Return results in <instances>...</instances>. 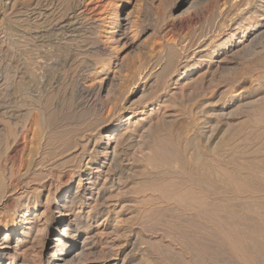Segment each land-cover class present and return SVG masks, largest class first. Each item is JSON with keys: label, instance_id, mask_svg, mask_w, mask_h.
<instances>
[{"label": "rangeland", "instance_id": "rangeland-1", "mask_svg": "<svg viewBox=\"0 0 264 264\" xmlns=\"http://www.w3.org/2000/svg\"><path fill=\"white\" fill-rule=\"evenodd\" d=\"M250 1L154 0L153 2V0H144V2L147 4V7L145 6L140 9L143 12L139 11V22L137 21L139 26L137 25L136 28L138 32V37L136 38L135 43L136 46L128 51V53L130 52V56L128 55V58H130L126 63L129 65H127V68L129 69L126 68L123 71L122 75L124 76L125 74L126 78H124L125 76L123 77L122 81L124 82V86L121 85L119 88L121 90L123 87L121 91L125 89V93L121 92L120 90L119 91L123 93V96H126L129 91L132 92L134 88L139 85L134 92L133 99L131 100L133 103L131 102L128 104V106L132 104L134 105L132 107H135V105H137L136 108L140 107L141 109L139 108L135 111L143 110V113L138 115H135L134 113H125L124 116L121 115L122 118L120 117L119 120L120 122H124L128 118L132 117V122H136L137 125V131H135V134L131 136L132 138H130L129 142L126 143L122 154L118 158V163L123 165L122 167L124 168L122 169H124L126 171L125 173H127L125 175L130 174V177L126 176V180L128 182L125 180L127 184H125V186L120 190L121 192L118 195V198L115 199V201H117L116 207L103 213H96L97 211L92 212L90 210L89 205H85L81 210L82 212L78 214L81 217H86L84 219V222L86 221L84 228H88L92 225L90 228L95 231L94 234L97 233V235H95V240L97 239L95 245L98 251H101L106 247L107 241H111V239L116 238L115 246L117 247V252H115L113 255H115V258H117L118 262H121L127 258L126 260H130V264H238L239 258L236 259L237 256L232 254L233 252L230 248V245L225 243L226 241H224L222 238L223 236L221 235L222 230L225 229L227 231V227H229L228 231H233V226L230 227V221L233 220H236L238 223H240L241 227H251L253 224L255 226L260 224L261 227L263 226L262 229H264V125H262L264 124V121L262 120L264 119V112H262L264 109V35L260 36L261 38L259 37L257 39L258 41H256L249 49H246L241 52V54H238V59L235 60L234 58H237V56H235L231 57L229 61L222 63V65H226L227 63L228 70L222 71V73H220L221 70L218 71V73L217 71L216 73H213L214 75L212 76L211 80L214 83V80L217 79V83L215 82L212 84V82L206 83L204 81L205 83H203V85L201 83L195 87H192L190 93L188 92V89H185L187 87L183 86L185 82L194 77L192 75L186 74V72H189L186 71L187 68H191L193 65H199L202 67H200L201 70L199 73H203L207 69L211 70L212 67H215V64L221 60V58L218 60V58L213 57L210 59L211 63H208L206 60L209 58L202 57L206 55L208 51L201 52L202 50L198 48L199 42L205 41L204 43H206L208 47L206 46L204 49L213 51L214 49L219 50V48L222 46L221 44L225 42L230 45L241 40L243 35V26L241 29H239L240 26L238 27L235 22L237 19L239 20L242 18V16H244L245 12L242 13V10H244L248 4L250 7L253 6L254 8V5L259 3V0ZM129 2L130 1L128 0H100L99 5L93 6L91 11H85V7L83 10L85 14L87 13V15L89 14V16L98 20L99 16L106 17L108 14H110L112 7L117 3L119 7L124 8L126 11L129 9L131 10L132 5H129ZM148 4L150 5L148 6ZM2 6L0 5V79H4L5 76L9 77L11 79L12 86L15 87V89L16 85L17 87L20 85L22 89L25 88V92L29 93L28 95H30L31 99H39L38 101H34L32 99L33 105H35L34 103L36 102H38L36 105H39V101L46 99L47 93L49 95L50 92L47 70L45 72L43 69L45 59L38 57L39 55L37 53L39 52L35 53V48L32 50L31 45L27 47L24 46V43L21 38H19V35L15 34L12 26L9 25L10 23L8 18H6L5 8ZM144 29H149V31L143 34L141 32ZM197 42L198 44L195 45ZM16 45L19 46L17 47ZM160 45H164L166 47L168 45L171 47L176 46L175 48H179L178 50L182 52L181 54L184 61L182 60V63L178 66L179 68L177 67L178 69H176L177 75L175 80L180 79L181 81H179L177 85H175L174 82H171L167 93L156 96L157 98L154 97L152 100L153 96H155L153 93L149 94V92L145 93L143 90H140L144 81H141L138 83V85H136L138 80H135L136 82L134 84L133 79H137L138 77L139 70L136 67L141 64V61L142 64L146 66L145 64H148V62L152 59L151 57H154L155 54L157 55V53H159L158 50L160 51L162 48H164ZM190 47L192 49H190ZM27 48L31 50H28ZM25 51L30 59L26 55ZM32 52H34V54ZM144 59L148 61H145ZM34 60L36 62H34ZM23 64L25 66L27 64L26 67L28 69L25 68ZM22 66L25 68L23 70L27 71L24 79L21 77L22 75L18 73L21 71ZM15 72L19 75L17 76ZM223 72H226L225 75ZM70 73L66 82L60 86V90H62L60 92L59 90H55L56 92L53 90L54 93H52L56 95L59 94V96H57L56 104L54 105V108L56 107V113H59L56 115L55 121L59 123L57 125H62L63 127L64 125L66 127L68 125L70 126V124L73 122L72 120L76 116L85 113L84 110H86L87 114H92V109H95L84 99H80L78 91L79 77L74 74V71L73 74L72 71ZM219 74L222 77L221 80ZM12 76L14 77L12 78ZM69 79H71V81ZM77 80L78 83H75ZM46 83L47 86L49 85L48 89L45 87ZM180 86H183L182 88L184 89V91L182 90L183 93H180L181 95L179 94L178 96L174 97H170L168 95L169 90L176 87L179 88ZM229 89L230 91H228ZM5 91L6 87H3L2 93H5ZM57 91L59 93H57ZM186 93H188V96ZM150 98L151 101L148 100ZM146 100H148V102ZM243 104L248 106H243ZM36 105L34 106L35 109H32V111L34 110L33 113L30 112L32 115L29 113L28 117L19 119L20 121L18 119H9L8 110L3 109L2 107L0 108V166H3L1 168L6 167V169L9 171H11V167L12 171H14L15 177L19 176V174H21L20 172H23L24 169H26L30 152L35 149L34 146H36V150L38 149V143L36 144V140H33V138L36 139V134L34 133H37L38 128L40 127L36 125V122L45 121L46 116L44 117V115H40V113L43 112H41V108ZM94 112L95 111H93V113ZM108 112L105 113V117L110 115ZM68 114L74 115V117L69 116ZM167 115L170 116L168 117ZM36 116L38 117V120L36 119ZM39 118L44 120H40ZM65 118H67V120H65ZM257 119L260 123L257 121ZM138 125L140 127H138ZM260 125L263 127H260ZM255 126L256 128H254ZM3 132L4 134H2ZM245 138L247 139V142ZM234 139L236 140L234 141ZM31 147L34 149L31 150ZM255 153H258L259 155L256 154L255 157ZM195 154L202 158L201 162H203V166L201 165V162L197 163V160L194 159L196 158ZM47 157L45 156L47 160L45 161V164H43V166H45V170L43 168L42 169L46 171V174L52 175L50 177L49 186L42 193L41 201L42 204H44L47 201V197L50 193V223L45 236L48 242H51V240L56 237L55 235L59 233V230L63 229L65 226L64 223L56 226L59 216L52 206H55V204L59 201L58 196L60 190L67 191L75 189L79 182V178L78 172L74 173L76 174L75 176H73V174H69L67 178H60L61 171L58 170L60 167L58 168L57 165H55L57 160H55L56 163L53 161L51 162L48 161L50 160V157ZM230 157L234 161H232ZM252 158L254 159L251 162ZM244 161H247L248 163ZM50 162L51 164L55 163L53 165H55L56 168H54V166L51 164L46 165ZM60 163L58 162L57 164ZM195 163L198 164V167L195 165ZM125 165L129 167V172L127 169H125ZM199 165L202 166L201 168L204 169L203 171L200 170ZM183 167L184 170L181 171ZM212 169L216 171H213ZM222 169L226 170V172L228 171L229 174L231 173L230 175L232 176V179L234 178L233 180L237 179L236 181L239 182L246 181V183H253L255 188H257L258 185V189H262L260 190V196L256 194L258 196L257 197L255 193H245L243 194L244 197L241 194H237V191L233 185L231 186L230 184L231 187L229 185V187L226 186L228 183L225 184L226 182L223 181V177H221L223 175L222 173L224 172ZM254 169L257 170L254 171ZM196 170L200 172L201 175ZM251 171L253 172L252 175ZM206 173L212 176V179L209 181L207 180L211 178V176L208 179L205 178L208 177L204 175ZM254 178L256 180H254ZM15 179L16 178L13 180ZM175 183L177 185L179 184L186 187L183 188L178 185V187H180V191L181 189H183V191L189 189L188 192L190 191V193L193 191L191 196L196 192L195 197L193 195L194 198L190 200V198L187 197L186 199L187 201L196 200L193 204H191L190 210L187 208L189 201L188 203L185 201L187 204L185 205L184 203L183 208V203L181 205V203L179 204L176 200L167 198L166 192H174V189H170L176 188L175 191L179 190L177 185L176 187L174 186ZM230 183H234V181H230ZM165 185H170L169 187H172L168 190V187L166 188ZM213 187L216 188L214 189ZM162 191H166L164 193L165 195ZM197 195H200L199 198H197ZM162 196L166 197L167 199H163ZM200 198L201 201L198 202V199L200 200ZM261 198L263 199L261 200ZM203 201H207V203ZM195 202L197 203L195 204ZM173 205H175L174 207L176 209L173 207ZM255 206L258 209L255 208ZM249 209L254 214H251L252 212H250ZM39 210H43V207H40ZM213 210H215V212ZM261 215L263 216L261 217ZM88 218L91 219L89 220ZM225 219L228 223L225 221ZM117 224H120V227H117ZM113 228L117 229L114 230ZM250 233L248 234L251 235ZM263 234L259 237H251L254 240L251 239L247 233L246 235L250 239H248L246 236L242 238L243 242L245 241L244 251H246L245 253L247 255H251L250 258L254 259L252 260L254 264H264ZM78 237L79 240L77 243L82 244L84 232H82L81 236ZM244 239H246L247 242ZM35 249V251L32 250L26 253V259L35 264H45L46 259L49 257L50 251L46 248H43L42 244L36 245ZM239 264L244 263L240 262Z\"/></svg>", "mask_w": 264, "mask_h": 264}, {"label": "bare ground", "instance_id": "bare-ground-1", "mask_svg": "<svg viewBox=\"0 0 264 264\" xmlns=\"http://www.w3.org/2000/svg\"><path fill=\"white\" fill-rule=\"evenodd\" d=\"M99 1L100 0H0V5L1 6L3 5L4 7L3 6L2 7L5 8L6 18H8L9 23H10L9 25L12 26V28L15 31V34L19 35V38H21V40L23 41L24 46L27 47V46L31 45L32 50L35 48L34 49L35 53L39 52V53H37L39 55L38 57H42L43 59H45L43 69L45 70V72L47 70V74H48L47 78H48V83L50 85V92L52 91L51 93L48 91L49 95L47 93L46 99L40 100L39 105H36V103L38 104V102L34 103L36 106H39V108H41V110H42L41 112H43V113H40V115H42V116L44 115V117L45 116L46 117H45V121H43V122L37 121L38 123L36 122V125L38 127L40 126L39 127L40 129L38 127H36V128H38V131L35 130V131H37V133H34V134H36V139L33 138V140H36V144L38 143V145H37L38 149L36 150V146H34L35 149L32 148L33 146L31 147V150L32 149H34V150L30 152L29 161L27 163L26 169H24L23 172H20L21 174H19V176L16 175L17 177H15L14 171H12L11 167H10V169L13 173L11 171H9L8 169H6V167L1 168L3 166H0V264H35V263L30 262L28 259H26V256H27L26 253L34 250L36 245H38V244H42L43 248H46L50 251L49 257L46 259L45 264H130V260H126L127 258H125V260H123L121 262H118L117 258H115V255H113L115 252H117V247L115 246L116 245L115 244L116 238L111 239V241H107L106 247L104 246L105 248L103 250L98 251V249L96 248V245H95V242L97 240V239L95 240V235H97V233L94 234L95 231L90 228V227H92V225L88 228L87 227L84 228L85 227L84 224L86 222V221L84 222V219L86 217L85 218L81 217L78 214L80 212H82L81 210L84 208L85 205H89L90 210L92 212L97 211L96 213H98V212L103 213V212H106L109 209H112V208L117 206V203H116L117 201H115V199L118 198V195L121 192L120 190L125 186V184H127L126 183V181H127L126 176L128 177L130 175V174L125 175L127 173H125L126 171L124 169H122V168H124V167H122L123 165L121 163H118V161H119L118 158L122 154L126 143L129 142L130 138H132L131 136L133 134H135V131H137L136 122H134V123L132 122V119H133L132 117L128 118L124 122L119 121L120 117H121V115L124 116L125 113H134L135 115L143 113V110L142 111H139V110L135 111L136 109L140 108V107L136 108L137 105H135V107H132V106H134L132 104L128 106V104H130L132 102L131 100L134 97V92L136 91L137 87L139 86L138 83H140L141 81H144L145 84L143 83L142 88H140V90H143V92H145V93L149 92V94L153 93L155 96L152 95L153 96L152 100L156 96L167 93L171 82H174L175 85H177V83L181 80L180 79L175 80L176 75H177L176 69H178L179 68L178 66L182 63L183 56L181 54L182 52H180L178 50L179 48H175L176 46L171 47L168 45L166 47L164 45L163 46L160 45L164 48H162L160 51L158 50L159 53H157V55L155 54L154 57H151L152 59L148 62V64H145L146 66H144L142 64V61H141V64L138 67H136V68H138L139 73L137 72L138 77H137V79H133L134 80L133 82L135 84V82L138 80V82L136 83V85H138V86L135 87L132 92L129 91V93L126 96H123V93H121V92H124L125 89H123V91H121L123 87L121 88V90L119 89L121 87V85L124 86V82L122 80H123V77L125 76V74L123 76L122 73L129 66L126 63V62H128V59L130 58V57L128 58V55L130 53V52L128 53V51L130 49L134 48V46H136L135 45L136 38L138 37V32H137L136 28L138 25L137 23L139 22V19H138L139 11L143 12L140 9H142L145 6L147 7V4L144 2V0H128V1H130L129 5H132V8H131V10L129 9L126 11L124 8L119 7L117 5L118 4L117 3L112 7L110 14L107 13L108 15L106 17L99 16L98 20H96V18L89 16V14L88 15H87V13L85 14L83 8L85 7L86 8V9L84 8L85 11L89 12L92 10L93 6L99 5ZM248 1H250V0H248ZM153 2H154V0H153ZM144 4H146V5H144ZM243 4H245V3H243ZM149 5L150 4H148V6ZM245 5H247V4H245ZM147 10H149V9H147ZM149 11H151V10H149ZM243 12H245L244 16H242V18H240L239 20L237 19V21L235 22L238 27L240 26L239 29H241V27L243 26L242 27L243 28V35H242L241 40L239 42H237L235 44H230V45H228V43L225 42V43L221 44L222 46L219 48V50L214 49L213 51L204 49L206 46L208 47V45H206V43H204L205 41L199 42V44H198V42L195 43V45L198 44V48L202 50L201 52H205V51L207 52L208 51L206 55L202 56V57H208L209 58L208 60H206V61H208V63H211L210 59L213 57L218 58V60L221 58V60L219 62H217V64H215V67L213 66L211 70L207 69L203 73H199L201 68H202L199 65H193L191 68L186 69V71H189V72L185 71L186 74L194 76L192 79L188 80L183 85V86L187 87V88H185V87L184 88L188 89L189 93L192 90L191 88L195 87L198 84L202 83V85H203V83H205V82L211 83L212 82L211 78L214 75L213 73H216V71H217V73L220 70H221L220 73H222V71H225V70L227 71L228 65H227V63H226L227 66L222 65L223 62L225 63L226 61H229L231 57H235L238 54H241V52H243L244 50L249 49L251 46L254 45V43L256 41H258L257 39L260 36L264 35V0H259V3L254 5V8H253V6L250 7L248 4L246 6V8L244 10H242V13ZM104 14H106V13H104ZM140 15H141V13H140ZM234 15H236V14H234ZM210 23H211V21H210ZM147 31H149V29H144L141 33L144 34ZM200 39H201V37H200ZM203 40H204V38H203ZM205 40H206V38H205ZM182 41H183V39H182ZM192 43H194V42H192ZM192 46L194 47L193 44H192ZM185 47H186V45H185ZM29 48H27V49L31 50ZM190 49H192V48L190 47ZM183 50H184V48H183ZM186 51H187V49H186ZM28 52H30V51H28ZM25 53H26V51H25ZM32 53L34 54V52H32ZM185 54H186V52H185ZM26 55L28 56L27 53H26ZM40 55H42V56H40ZM28 58H29V56H28ZM234 59L235 60L238 59V56H237V58H234ZM145 61H148V60H145ZM10 62H11V60H10ZM34 62H36V61L34 60ZM232 62H235V61H232ZM23 63H25V62H23ZM26 66H27V64H26ZM26 66H25V68H27ZM40 66H38V67H40ZM25 68H23V66H22L21 71H19V72L17 71L20 75H22L21 77L23 79H24L25 75L27 74V71L23 70ZM127 69H129V68H127ZM132 70H134V69H132ZM71 71H72V74L74 71V74H76L79 77L78 91H79L80 99L82 98L88 104H91V106H93V108H95V109H92L95 112L93 113V111L91 110L92 114H90V113L87 114L86 110H84V112H85L84 114L81 113L82 115H79V116L75 115L76 117L74 119L72 117H70L73 119L72 120L73 122L71 124L69 123L70 126L68 125L66 127L64 125V127H63L62 125H57L59 123H57L55 121V117L59 113H56V107L54 108V105L56 104L57 96H59V94L56 95V94H52V93H54L53 90L54 91L59 90V92L62 90V89L60 90V86L64 82H66V80L69 78L68 75ZM134 73H135V71H134ZM134 73H133V75H134ZM223 73L225 75L226 72H223ZM15 74L17 76L19 75L16 72H15ZM224 75H222V76H224ZM14 76H12V78ZM124 78H126V76ZM221 78L222 77L220 75V80H221ZM71 79H69V80L71 81ZM75 79H77V78H75ZM213 79H215V78H213ZM126 80H128V79H126ZM216 80H214V83L215 82L217 83ZM34 81H35V79H34ZM129 82H131V81H129ZM75 83H78V80ZM214 83L212 82V84H214ZM212 84H210V85H212ZM48 86L46 83L45 87H47V89L49 88ZM183 86H180L179 88L176 87L174 89L169 90L168 95L170 97L178 96L180 93H183L182 92V90L184 91V89L182 88ZM3 87H6L5 93H2ZM230 88H231V86H230ZM24 89H22V87L20 85L18 87L16 85V89H15V87L12 86L11 79L7 76H5L4 79L3 78L0 79V108L2 107L3 109L8 110L9 119H11V120H17V119L19 120V119H23L25 117H28L30 112L33 113L34 110L32 111V109H35L34 108L35 105H33V103H32V101L34 99L32 98L33 99L32 100L30 95H28L29 93L25 92ZM228 91H230V89ZM59 92L57 91V93H59ZM186 94L188 96V93H186ZM143 95H145V94H143ZM228 96H230V95H228ZM189 97H190V95H189ZM36 100H34V101H36ZM148 100L151 101V98ZM148 100H146V101L148 102ZM246 104H243V106ZM246 106H248V105H246ZM89 107H90V105H89ZM67 110H68V108H67ZM263 110H262V112H264ZM91 111H89V112H91ZM106 111L107 112L109 111L108 113L110 115L108 114L109 115V116L107 115L108 117H105V113H107ZM32 113H30V114L32 115ZM152 113H154V112H152ZM36 115H38V114H36ZM254 115H256V114H254ZM69 116L74 117V115H69ZM40 118H41V116H40ZM36 119L38 120V117ZM259 119H260V117H259ZM40 120H44V119H40ZM56 120H58V119H56ZM65 120H67V118H65ZM262 120L264 121V119H262ZM257 121L259 122L258 119H257ZM59 122H61V121H59ZM62 123L65 124L64 122H62ZM262 125H264V124H262ZM138 127H140V126L138 125ZM260 127H263V126L260 125ZM34 128H35V126H34ZM254 128H256V126ZM2 134H4V132ZM251 134H252V132H251ZM237 136H235V137H237ZM236 139H234V141ZM15 142H16V140H15ZM17 142H18V140H17ZM246 142H247V139H246ZM231 143H230V145H231ZM233 147H235V146H233ZM256 154H258V153H255V157H256ZM45 156L50 157V160H48V161L55 162V160H57V163L61 162L60 164H57L56 162H55L56 164L53 163V164L57 165L58 168L60 167V169H58L61 171V177L60 178H63V179L67 178L69 174H73V176H75L76 175V174H74L75 172L76 173L78 172V178H79V180H78L79 182H78L77 187L75 189H71V190H67V191L60 190L59 196H58L59 201L55 204V206L54 205L52 206L59 216V218L56 222V226H59L62 223H64L65 226L63 227V229L59 230V233L55 235L56 237L53 240H51V242H48V240L45 236L46 232L48 230L49 223H50V218H49V214L51 212V208H50V196L51 195H50V193L47 197V201L44 204H42V201H41L42 200V193L49 186L50 177L52 175V174H46L45 173L46 171H44L45 166H43V164H45V161L48 158V157L45 158ZM237 156H239V155H237ZM251 156H253V155H251ZM183 157L185 158L184 155H183ZM246 158H247V156H246ZM174 159H175V157H174ZM194 159L197 160V163H200L202 158L199 155H196V158H194ZM223 159H224V157H223ZM230 159H231V157H230ZM253 159L254 158H252L251 162L253 161ZM232 161H234V160H232ZM51 162L47 163L46 165L51 164ZM244 162H247V161H244ZM176 163H178V162H176ZM202 163L203 162H201V165H202ZM53 164H51V165H53ZM55 165H53L54 168H56ZM195 165H197V167H198V164L195 163ZM185 166H186V164H185ZM202 166H200L199 168H200V170L203 171L204 169L201 168ZM184 167H183V169H181V171L184 170ZM168 168H170V167H168ZM125 169H127L128 172L130 170L129 167H127V166L125 167ZM224 169H222V170H224ZM255 170H257V169H254V171ZM156 171H157V168H156ZM173 171H174V169H173ZM213 171H216V170H213ZM18 172H17V174H18ZM49 172H51V171H49ZM227 172H226V170H224V172L222 173L223 175L222 176L220 175L221 177H223V181H225L226 183L223 181L222 182L225 184L228 183L226 186H228V185L230 186V184H231V186L233 185V187L237 191V194H241L243 196V194H245V193H255V195L256 194L259 195L261 193L260 190H262V189L261 188L258 189V187H259L258 185H257V188H255L253 186V183L252 184L249 182L246 183L245 180H244L245 182L236 181L237 179L233 180L234 178L232 179V176L230 175L231 173L229 174V172L228 173ZM167 173H169V172H167ZM196 173H194V174H196ZM198 173H200V172H198ZM185 174H186V171H185ZM252 174H253V172L251 171V175ZM257 174H259V173H257ZM200 175H201V173H200ZM204 175L208 176V177H205L207 179L211 176L208 173H206ZM14 178H16V179L13 180ZM72 179H73V177H72ZM210 179H212V176L207 181H209ZM254 180H256V179L254 178ZM230 181L231 182L234 181V183H230ZM251 181H253V180H251ZM206 183H208V182H206ZM211 183H212V181H211ZM220 184H222V183H220ZM254 184H255V182H254ZM176 185L177 184L175 183L174 186L176 187ZM178 185H177V187H178ZM205 185H207V184H205ZM165 186H164V188H165ZM169 186H166V188L168 187L167 188L168 190H169V188L172 187V186L171 187H169ZM179 186H181V185H179ZM181 187L184 188L185 186H181ZM228 187H227V189H228ZM178 188H179L178 191H175L176 188H172L170 190L174 189V192H172V191L171 192L168 191V193L166 191L165 192H166L168 199L176 200L179 204L181 203V205L183 203V208H184V203L186 205L189 201V200L188 201L186 200L187 197H189L191 200L192 198L195 197L196 192H195V194H192V196H191V193H193L192 190H191L192 192L190 193V191L188 192L189 189L186 190L187 191L186 192V191H183V189H181V191H180V187H178ZM205 189H206V187H205ZM165 192H163V194ZM227 193H228V191H227ZM193 195H194V197H193ZM199 196L197 198H199ZM165 198L166 197H163V199H165ZM236 198H237V196H236ZM262 199L263 198H261V200ZM173 200H171V201H173ZM185 201H187V203ZM194 201H196V200L189 201L190 204L188 203V206H187V208H189V210H190L191 204H193ZM200 201H201V198H200V200L198 199V202H200ZM203 202H205V201H203ZM196 203L197 202H195V204ZM205 203H207V201ZM249 205H251V204H249ZM174 206L175 205H173V207ZM40 207H43V210L40 211L39 210ZM218 207H217V209H218ZM185 208H186V206H185ZM255 208H257V207L255 206ZM224 209H226V208H224ZM251 209H252V207H251ZM213 211L215 212V210H213ZM249 211H250V209H249ZM195 212H196V210H195ZM250 212H252V211H250ZM246 214H248V213H246ZM251 214H254V213L252 212ZM237 216H240V215H237ZM262 216L263 215H261V217ZM253 217H255V216H253ZM259 218H260V216H259ZM88 219H86V220H88ZM207 219H209V218H207ZM254 220H256V219H254ZM225 221H226V219H225ZM228 221H230V220H228ZM263 222H264V220H263ZM245 223L247 224L246 221H245ZM119 225L117 227H120ZM230 225H228V226H230V227L233 226L232 227V228H234L233 231H228L229 227H227L228 228L227 231L225 229L222 230L221 235L223 236L222 238L224 239V241H226L225 243L226 244L228 243L230 245V248L233 252L232 254L237 256L236 259L239 258L238 259L239 263L242 262L244 264H254L252 261L254 259L250 258L251 255L250 256L247 255L245 253L246 251H244V242L245 241L243 242L242 238L244 236H246L248 239H250L251 237L262 236L263 230H264V229H262L263 226L261 227L260 224L255 226L253 224V226H251V227H241L240 223H238L236 220L230 221ZM113 229L115 230L117 228H113ZM62 231H63V233H62ZM82 232H84V239H83L82 244H78L77 243L79 240L78 236H81ZM108 233H106V234H108ZM112 233H113V231H112ZM246 233H247V235H249L248 233L251 234V235H249L250 238L246 235ZM216 238H218V237H216ZM251 239H253V238H251ZM256 239H258V238H256ZM244 240H246V239H244ZM224 241H223V243H224ZM246 242H247V240H246ZM256 249H258V248H256ZM119 251H120V249H119ZM127 255H129V254H127ZM252 258H253V256H252Z\"/></svg>", "mask_w": 264, "mask_h": 264}]
</instances>
